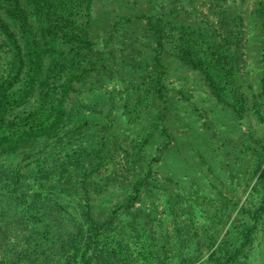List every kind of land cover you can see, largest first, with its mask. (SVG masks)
I'll list each match as a JSON object with an SVG mask.
<instances>
[{"label":"rangeland","instance_id":"1","mask_svg":"<svg viewBox=\"0 0 264 264\" xmlns=\"http://www.w3.org/2000/svg\"><path fill=\"white\" fill-rule=\"evenodd\" d=\"M257 1H94L92 37L108 67L77 86L61 133L0 163L22 173L19 190L28 195L26 205L41 207L61 245L52 261L66 264L77 237L89 227V214L113 221L99 258L91 253L94 264L140 263L132 211L144 217L146 239L159 264H211L213 254L225 257L226 248L242 243L243 231L264 205L263 36ZM151 16L215 24L224 35L227 20L243 19V117L216 98L199 72L171 51H161L148 23ZM12 58V46L0 31V77L7 76ZM159 75L166 99L149 102L142 118L135 110L129 114L136 94L145 93L150 77ZM150 132L153 138L141 149ZM148 176L128 212L134 186ZM233 264H264V212Z\"/></svg>","mask_w":264,"mask_h":264},{"label":"trees","instance_id":"2","mask_svg":"<svg viewBox=\"0 0 264 264\" xmlns=\"http://www.w3.org/2000/svg\"><path fill=\"white\" fill-rule=\"evenodd\" d=\"M94 1L0 0V31L13 49L10 70L7 76L0 77V163L3 157L13 159L39 140L61 133L69 118V100L77 86L108 67L105 53L96 49L92 37ZM255 14L262 29L264 67V0L257 1ZM148 23L161 51H171L183 64L199 72L220 102L240 117L244 116L247 101L241 73V17L226 21L223 26L227 25L226 35L215 24L201 26L175 18L155 20L152 16ZM164 89L161 75L150 77L148 90L136 94L138 101L128 113L133 114L135 110L142 118L149 102L155 98L166 99ZM262 90L264 93V73ZM153 135L150 132L141 149L150 143ZM10 168L0 164V264H57L60 260L52 261V256L61 253V245L57 244L50 225L42 219L41 207L26 205L28 195L19 190L22 173ZM149 177L137 181L135 194L125 208L128 212L135 207ZM262 212L264 205L254 213L253 225L243 231L242 243L226 248L225 257L213 254L211 264H233L238 259L251 243ZM131 215L130 227L138 240L139 264H159L151 241L149 244L146 239L144 217L133 211ZM88 221V229L77 237L74 252L66 264L71 259L79 260V264H94L97 250L104 248L113 221H99L91 214ZM84 237L87 240L82 244ZM69 247L64 249L67 251ZM111 249L127 256L122 248ZM134 262L132 259L130 264Z\"/></svg>","mask_w":264,"mask_h":264}]
</instances>
